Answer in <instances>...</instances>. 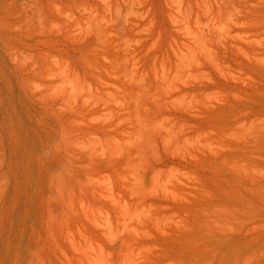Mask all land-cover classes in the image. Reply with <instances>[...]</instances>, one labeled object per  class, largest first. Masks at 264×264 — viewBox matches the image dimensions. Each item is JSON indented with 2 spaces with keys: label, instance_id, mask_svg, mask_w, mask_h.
Here are the masks:
<instances>
[{
  "label": "rangeland",
  "instance_id": "1",
  "mask_svg": "<svg viewBox=\"0 0 264 264\" xmlns=\"http://www.w3.org/2000/svg\"><path fill=\"white\" fill-rule=\"evenodd\" d=\"M0 264H264V0H0Z\"/></svg>",
  "mask_w": 264,
  "mask_h": 264
},
{
  "label": "bare ground",
  "instance_id": "2",
  "mask_svg": "<svg viewBox=\"0 0 264 264\" xmlns=\"http://www.w3.org/2000/svg\"><path fill=\"white\" fill-rule=\"evenodd\" d=\"M101 258V256H99ZM101 260V259H100Z\"/></svg>",
  "mask_w": 264,
  "mask_h": 264
}]
</instances>
